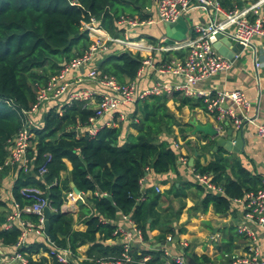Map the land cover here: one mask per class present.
Wrapping results in <instances>:
<instances>
[{
    "label": "trees",
    "instance_id": "trees-1",
    "mask_svg": "<svg viewBox=\"0 0 264 264\" xmlns=\"http://www.w3.org/2000/svg\"><path fill=\"white\" fill-rule=\"evenodd\" d=\"M151 4V0H0V166L7 155V141L21 126L20 110H27L34 103L36 87L43 86L63 65L88 48L90 41L82 23L93 17L105 31L115 35L118 33L115 20L120 15L146 18L144 10ZM145 34L139 37L155 42ZM155 54L151 56L155 58ZM168 54L185 56L180 52ZM141 60L139 55L120 51L107 57L98 68L115 76L119 82L133 81ZM175 95L178 94H173L172 100L178 102L179 108L204 107L200 100ZM166 101L164 96L136 101L129 121L117 127L103 126L91 139L77 138L71 130L76 122L84 123L92 114L82 103L63 106L61 116L55 108L44 114L42 127L35 131L27 152L31 169L27 174L18 172L11 194L23 206L30 203L20 196L21 188L36 186L47 192L51 211L49 232L56 246L69 247L76 256L77 248L88 244V258L115 254L117 247L111 248L105 241L114 237L115 222L120 215L129 216L141 231L143 241L152 245V240L162 243L168 235L186 232L171 220H178L185 189L194 187L203 192L202 187L192 183L173 184L157 193L154 186L146 185L149 174L178 173L179 154L173 144L161 139L162 135L171 136L173 127H177L182 141L189 145L185 133L190 126L175 120ZM124 128H132L136 134L127 133L122 141ZM201 141L203 143L190 148L198 153L192 169L200 174L212 173L213 181L221 186L223 194L204 192L200 209L203 214L211 208L214 214L223 215L229 210L232 199L256 190L260 182L237 161L224 157L222 150L212 152L216 145L214 139L202 136ZM47 155L50 156L48 162ZM206 155L211 160L201 163L200 159ZM64 160L70 163L71 170L61 179L60 173L66 170ZM41 165L46 166L47 172L38 178L37 170ZM141 179H145L142 189ZM71 182L79 192L88 195L87 205L78 202V216H84L86 225L84 231L74 230L71 214L60 212L64 193L70 189ZM169 197L176 199L177 207L168 214H161L157 208L159 202ZM22 217L31 222L37 220L34 215ZM3 222L4 217L0 215V225ZM18 236L16 228L0 230L3 245L15 244ZM155 249L151 253L158 260L161 252ZM188 256L196 264L210 262L205 256Z\"/></svg>",
    "mask_w": 264,
    "mask_h": 264
},
{
    "label": "built area",
    "instance_id": "built-area-1",
    "mask_svg": "<svg viewBox=\"0 0 264 264\" xmlns=\"http://www.w3.org/2000/svg\"><path fill=\"white\" fill-rule=\"evenodd\" d=\"M189 2H194L200 7L210 10V23L205 27L195 26L192 31L196 37L192 39L188 38L174 45L156 48L159 51L185 52L182 59L156 65L149 55L153 47L145 45L141 39L130 38V33L137 29L162 25L164 22H174L188 7ZM254 6L255 8L241 12L224 13L218 0H156L155 14L150 17L140 18L136 15L123 14L115 20V27L121 37L108 34L101 27L99 21L91 17L88 22L82 23V29L90 41L88 48L81 55L72 58L63 65L43 86H37L34 103L29 109L20 110L21 126L7 141V155L0 166V172L3 170L13 172L12 183H14L19 171L24 174L30 171L27 152L34 138L37 123L40 124L36 123L35 119L37 116L40 117V111L47 102L56 104L59 116L62 115V107L73 102H80L83 104V108L92 110V114L84 123L76 122L71 129L77 138H94L97 132L107 125L102 122L105 116L115 117V120L121 123L129 121L131 117H128L124 110L129 105L135 104L136 101L151 96L178 94L183 98L200 100L206 110L210 114H215L218 120L222 121L227 116L235 129L241 128L243 115L247 121L252 122L248 116L250 102L245 99L242 92H215L212 95L199 88V85L215 75L227 72L233 64L232 59L221 56L213 49L211 38L215 32L227 36L242 49L250 48L251 40L255 36L264 39V14H260L257 10L258 4ZM249 12L253 13L252 19L247 17ZM220 15L223 16V20L217 22ZM112 44L121 46L120 51L139 55L142 58L136 77L140 76L145 68L150 67L161 74L176 77L179 79L178 82L171 84L156 81L150 87L142 89H139L135 80L119 82L115 76L102 72L95 65L97 55ZM143 51L148 54L142 55ZM237 56L238 54L233 58ZM255 66L258 64L256 63ZM87 82L94 84L99 90L80 86ZM226 100H230L234 108H223L222 105ZM93 105L95 106L91 108ZM217 130L220 132L221 127L218 126ZM255 132L264 144V120L255 124ZM173 147L176 150L179 149L177 143H173ZM49 160L50 156L47 155L46 161ZM178 162L182 165L187 164V160L183 156H178ZM46 172V166L41 165L37 170L38 178H42ZM192 173L196 183L206 193L223 194L221 186L213 181L212 173L200 174L194 172L193 169ZM144 184L145 179H141V189ZM47 188L48 186L45 189ZM154 190L157 193L161 192L159 186H154ZM19 194L30 204L21 206L11 194L10 210L4 216L3 224L0 225V230L10 231L14 228L19 230L17 241L12 245L14 254L11 261L15 264H34L26 253V238L31 235L44 238L49 246L47 255L53 264H73L75 255L69 247L56 246L44 234V209L49 208L47 192L36 186H25L19 190ZM64 194L62 203L64 208L67 205L71 206L74 203H84L85 201V193L75 194L69 189ZM234 204L241 208L240 222L237 223L235 231L247 241V246L241 254L225 253L223 255L224 264H264V257L260 253L258 244V230L264 232V179L261 180L256 190L245 193L241 198L232 199L230 205ZM23 215H34L37 220L31 222L23 218ZM112 235L114 237L111 242L117 247L116 253L90 258L92 264H187L185 252L188 250V243L185 240H179L178 236L172 235L166 237L164 246L160 248L161 253L158 260H155L151 252L156 250V245L143 241L141 231L129 216L120 215ZM144 244H147V247L141 250L139 246ZM172 244L175 245V251L171 248ZM0 264L6 263L0 260Z\"/></svg>",
    "mask_w": 264,
    "mask_h": 264
},
{
    "label": "crops",
    "instance_id": "crops-1",
    "mask_svg": "<svg viewBox=\"0 0 264 264\" xmlns=\"http://www.w3.org/2000/svg\"><path fill=\"white\" fill-rule=\"evenodd\" d=\"M151 1V6L145 8L144 10L148 15L147 17L155 14L156 0ZM218 1L224 13L241 12L246 9L255 8L254 5L258 4L257 10L260 14H264V0ZM181 16L186 21L189 19L193 20L194 23L190 27L191 29H194L195 26L205 27L210 23L211 18L210 10L200 7L194 2H189L188 7L181 13L180 17ZM222 17L223 16L220 15L217 22L222 21ZM247 17L249 19H252L253 13L249 12ZM144 33H146L145 35L147 36L153 37L155 39V42L150 43L145 38L139 37L143 36ZM111 36L121 37L120 35H118V33ZM194 37H196V34L191 30L188 38L192 39ZM130 38L139 40L141 39L143 43L146 42L148 45L153 47L149 55L151 56L154 52H156L155 58L151 56L156 65L175 59H182L178 56H174L173 54H168L170 52H180L184 53L185 55L184 51H159L156 49L160 46L168 45L165 42V37L163 36V31L161 30L160 25H154L145 29H137L135 31H132L130 33ZM211 41L213 43L215 39L212 37ZM231 43L235 44V42L233 41H231ZM237 47L239 50L237 53L238 56L232 59V67L227 72L215 75L212 78L201 83L199 85V88L210 92L212 95H214L215 92H242L245 99L250 102L248 116L250 117L252 122L247 121L243 115L241 128L235 129L232 125V122L227 116H225L224 119L220 121L216 118L215 114H210L206 110L204 105V107L197 106L192 109H189L188 107L179 108L178 102L172 100L173 95L164 96L167 98L166 106L169 111L172 114L174 113L177 117H181V121L178 120V122L182 125L187 124L190 126L185 133L189 145H186L185 142L182 141L177 127H173V133L171 136L162 135L161 139L169 141L170 144L177 143L179 149L176 150V152L179 154V156H183L186 158L187 164L182 165L178 162V173H168L158 176L149 174L146 179V185L148 187L159 186L161 188V192H163L169 189L173 184L176 186L185 185L187 183L197 184L195 179L193 178L192 167L188 166V160L193 156L194 152H196V150L194 149L190 151V148L194 147L196 144L203 143L201 141V137L205 135L200 133L192 134L193 127L189 124L191 120H195L199 125H211L216 129L218 126H220L221 130L219 134H225L228 128H233L234 133L235 131L242 133V151L236 153L226 152L223 148H218V150H222L224 157L229 158L231 161H237L243 168H245L249 172L250 176L257 177L259 179V182L264 179V144H262L255 132V124L264 120V39L255 36L251 40L250 48L242 49L238 45ZM121 49V46L113 44L110 45L109 48L101 51L97 55V57L95 58V65L98 67L107 57L118 54ZM147 54L148 52H146L145 55ZM256 63L258 64V66H255ZM178 80L179 79L172 75L161 74L156 69L150 67L145 68L143 73L135 79L139 89L150 87L156 81H164L174 84L178 82ZM80 86L95 89L97 91L99 90L94 84L90 82L84 83ZM175 96L181 97L179 95ZM94 106L95 105L91 106V108H93ZM222 107L234 108L230 100H226ZM52 108L57 109V106L54 102H47L43 106L39 114L40 117L37 116V119H35V122H39L40 124L37 123V128L34 130V133L36 130L41 129L42 118L44 114ZM133 111L134 104L129 105L124 110L125 114H127L128 117H131ZM178 114H180V116H178ZM102 122L107 124V127H117L121 123L119 121H116L115 117L109 118L108 116H105ZM127 133L135 135L136 131L132 128H124L122 141H124ZM210 160L211 157L208 155L200 159L201 163H206ZM64 164L66 166V170L60 173L61 179L67 177L71 170V165L68 161L64 160ZM12 176L13 172L11 173L10 170H3L0 172V215L3 217L10 210V196L11 189L13 187ZM202 190L203 192H200L194 187L185 189L184 193L186 194V196L182 201L184 202V206L180 211L178 220L174 221V219H172L171 222L178 228L183 227L186 231L184 234H179L177 236L179 240H185L188 243V250L187 252H185L187 264H191L190 262H192V260L188 256L190 254H193L197 257L205 256L210 260L212 264H224L225 262L223 259V255L225 253L241 254L246 250L247 241H245L244 238L239 236L235 231L237 223L240 222L241 208L239 205L234 204L230 205L229 210L223 215L214 214L211 208L208 209L205 214H203L200 207L201 200L205 191L204 189ZM87 196L88 195L85 194V198ZM85 201L84 204L87 205ZM71 206L67 205V207L64 208L63 205H61L60 212L65 211L68 214H71L73 218L72 228L74 230L84 231L86 229V225L83 221L84 216H78V203H74ZM176 207V199H174L173 197H169L167 200L163 199L162 201H160L157 208L161 214H168L173 208ZM119 219L120 216L117 217L116 222H119ZM111 241L112 239H109L105 241V244L111 248H114V244ZM152 241L154 243L153 245H157V242H154V240ZM164 241L165 240H163L162 243H159L156 247L159 249L163 247ZM26 244V249H28V251L26 250V253L34 264H53V261L47 255V248H49V246L44 238L30 235L26 238ZM258 244L260 253L262 257H264V232H262L261 230H258ZM165 245L168 246L167 244ZM139 247L141 250H143L144 248L146 249L147 244ZM171 248L173 249V251H175L174 244H172ZM88 250V244L82 245L77 248L73 264H92L90 262V258H88ZM13 254L14 248L12 247V245H3L0 241V260L4 261L6 264H15L11 261Z\"/></svg>",
    "mask_w": 264,
    "mask_h": 264
},
{
    "label": "water",
    "instance_id": "water-1",
    "mask_svg": "<svg viewBox=\"0 0 264 264\" xmlns=\"http://www.w3.org/2000/svg\"><path fill=\"white\" fill-rule=\"evenodd\" d=\"M211 21V20H210ZM193 20H185L182 16L176 19L174 22H164L162 23L161 30L163 31V36L165 37V42L168 45L182 42L188 39L191 32V26L193 25ZM191 29V30H190ZM215 41L212 43L213 49L224 56L227 59H233L234 55L238 53V47L236 44L231 43L230 39L220 32H215L213 34ZM189 124L193 127L192 134L200 133L205 136L210 137L216 141V145L213 147L212 152H216L218 148H223L226 152H240L243 150V137L242 133L233 131V128H228L225 134H219V131L211 125H199L195 120H191ZM197 156V152H194L193 156L188 160V166L192 167L194 158ZM70 187L75 194L79 191L71 182ZM107 200L111 202V198L107 197ZM62 214H68L67 212H61ZM45 223H44V234L47 236L50 242L54 241V237L49 232V208L44 209ZM158 246V244L156 245ZM191 264H196L195 262H190Z\"/></svg>",
    "mask_w": 264,
    "mask_h": 264
},
{
    "label": "rangeland",
    "instance_id": "rangeland-1",
    "mask_svg": "<svg viewBox=\"0 0 264 264\" xmlns=\"http://www.w3.org/2000/svg\"><path fill=\"white\" fill-rule=\"evenodd\" d=\"M144 44L145 45H148L146 42H144ZM142 53V55H144V54H146V51H143V52H141ZM173 116H174V118H175V120L178 122V120H180L181 121V117H177L174 113L172 114ZM178 116H180V114H178Z\"/></svg>",
    "mask_w": 264,
    "mask_h": 264
}]
</instances>
